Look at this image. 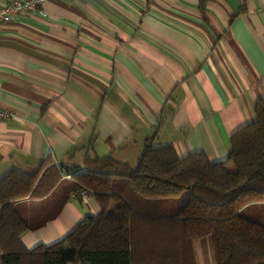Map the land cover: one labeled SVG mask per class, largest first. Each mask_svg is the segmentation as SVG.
I'll return each mask as SVG.
<instances>
[{
  "label": "crops",
  "instance_id": "crops-1",
  "mask_svg": "<svg viewBox=\"0 0 264 264\" xmlns=\"http://www.w3.org/2000/svg\"><path fill=\"white\" fill-rule=\"evenodd\" d=\"M260 99L264 0H50L0 26V109L13 114L0 119V179L33 175L48 156L64 169L49 196L18 204L48 220L23 244H55L101 212L73 191L74 167H134L153 137L224 161ZM193 247L197 264H216L212 237Z\"/></svg>",
  "mask_w": 264,
  "mask_h": 264
},
{
  "label": "trees",
  "instance_id": "trees-1",
  "mask_svg": "<svg viewBox=\"0 0 264 264\" xmlns=\"http://www.w3.org/2000/svg\"><path fill=\"white\" fill-rule=\"evenodd\" d=\"M253 109L224 161L180 157L153 137L134 167L112 157L74 167L73 191L92 192L101 212L52 245L27 249L22 237L48 220L31 221L17 206L49 196L62 170L51 156L33 175L12 170L0 179V264H197L193 243L208 236L216 264H264V224L243 214L264 204V99Z\"/></svg>",
  "mask_w": 264,
  "mask_h": 264
},
{
  "label": "built area",
  "instance_id": "built-area-1",
  "mask_svg": "<svg viewBox=\"0 0 264 264\" xmlns=\"http://www.w3.org/2000/svg\"><path fill=\"white\" fill-rule=\"evenodd\" d=\"M47 1L50 0H14L0 6V26L12 22L18 16L37 12ZM12 117V113L0 109V119H9ZM79 173H82V170ZM66 178L72 180L71 175H67ZM75 194L85 202H88L92 196V192L90 191H80Z\"/></svg>",
  "mask_w": 264,
  "mask_h": 264
},
{
  "label": "rangeland",
  "instance_id": "rangeland-1",
  "mask_svg": "<svg viewBox=\"0 0 264 264\" xmlns=\"http://www.w3.org/2000/svg\"><path fill=\"white\" fill-rule=\"evenodd\" d=\"M189 195L188 193H185L181 198L174 200V204H182L188 199ZM170 202H173L171 200ZM244 216L246 217H253L260 223L264 224V207H252L251 209L244 211Z\"/></svg>",
  "mask_w": 264,
  "mask_h": 264
},
{
  "label": "water",
  "instance_id": "water-1",
  "mask_svg": "<svg viewBox=\"0 0 264 264\" xmlns=\"http://www.w3.org/2000/svg\"><path fill=\"white\" fill-rule=\"evenodd\" d=\"M60 169L62 170V172H64V169L60 166Z\"/></svg>",
  "mask_w": 264,
  "mask_h": 264
}]
</instances>
